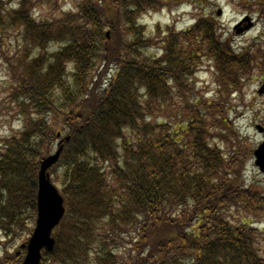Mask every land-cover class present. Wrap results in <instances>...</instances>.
Returning <instances> with one entry per match:
<instances>
[{
  "label": "trees",
  "instance_id": "trees-1",
  "mask_svg": "<svg viewBox=\"0 0 264 264\" xmlns=\"http://www.w3.org/2000/svg\"><path fill=\"white\" fill-rule=\"evenodd\" d=\"M57 1L0 0L22 123L0 135L2 238L31 233L40 160L68 137L48 169L65 214L41 264H264L251 215L264 192L245 183L252 150L230 118L248 48L235 55L207 19L155 47L138 16L156 0H75L33 17ZM200 54L220 67L216 97L197 94Z\"/></svg>",
  "mask_w": 264,
  "mask_h": 264
},
{
  "label": "rangeland",
  "instance_id": "rangeland-1",
  "mask_svg": "<svg viewBox=\"0 0 264 264\" xmlns=\"http://www.w3.org/2000/svg\"><path fill=\"white\" fill-rule=\"evenodd\" d=\"M74 3L75 0H58L51 5H38L32 9V14L35 18L57 17L74 6ZM263 3L264 0H156L153 8L138 16L146 32L154 38L155 47H161V39L165 35H179L182 30L189 29L197 19H207L210 23L216 24L222 40H229L231 45L229 47L235 55L243 56L242 50L248 48V67L240 68L232 64L236 66L237 74L243 75L244 78L239 88L233 90L231 94L234 110L230 118L234 121L240 138L245 139L251 150L264 140V132L259 134L255 129V124L264 128V92L257 93L264 81V70L260 67L264 56ZM15 37L12 30L0 35V135L3 137L19 130L22 125L15 107L9 103L11 84L9 66L15 60L12 57ZM20 44L22 46V43ZM49 46L53 47L54 44ZM53 50L54 48L50 49L49 53ZM204 58L206 61L195 69L193 81L196 84L197 94L206 98L216 97L220 89L214 79L221 74L220 67H216L211 57L208 60L200 54V62ZM244 178L247 185H253L259 191L264 192V174L259 172L252 158L247 162ZM55 184L58 186L57 183ZM251 215L252 220L256 217L264 220L262 212L254 214L251 211ZM253 225L264 226V222L260 224L255 221ZM30 234L28 233V236ZM28 236L26 233L18 240H6L2 238L0 232V243L6 241L4 248L0 245V264H21L23 255L17 256L16 253H20L19 245L25 242Z\"/></svg>",
  "mask_w": 264,
  "mask_h": 264
},
{
  "label": "water",
  "instance_id": "water-1",
  "mask_svg": "<svg viewBox=\"0 0 264 264\" xmlns=\"http://www.w3.org/2000/svg\"><path fill=\"white\" fill-rule=\"evenodd\" d=\"M257 128L259 131H262V128L259 126ZM60 152L61 147L57 149L54 154L43 158L40 162V169L38 172L36 225L32 236L26 244L27 252L23 264H38L41 248L45 247L47 250H51L54 245L51 231L60 221L64 213V208L62 205V198L51 183L47 169L58 160ZM254 156L255 164L264 172V142L254 150Z\"/></svg>",
  "mask_w": 264,
  "mask_h": 264
}]
</instances>
